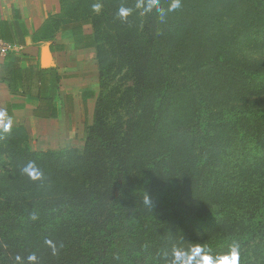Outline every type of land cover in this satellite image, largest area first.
I'll return each mask as SVG.
<instances>
[{
    "label": "trees",
    "instance_id": "trees-1",
    "mask_svg": "<svg viewBox=\"0 0 264 264\" xmlns=\"http://www.w3.org/2000/svg\"><path fill=\"white\" fill-rule=\"evenodd\" d=\"M114 1L119 4L108 7ZM218 2L224 3L208 14L189 4L173 12L195 26L186 43L189 53L197 43L208 46L206 35L212 29L218 39L233 34L227 49L205 62L235 86L226 97L217 88L197 84L189 95L178 83L188 69L165 56V62L155 61V38L147 26L158 17L154 9L144 13L140 8L148 19L141 28L144 42L120 44L117 37L128 25L120 24L118 12L130 10L125 18L131 22L134 0H63L61 13L47 18L33 42L54 41L66 33L74 48L94 47L100 89L82 153L32 151L24 127L0 129V264H171L174 248L200 246L215 258L233 245L238 264H264V58L238 56L242 64L229 62L242 43L264 49V0ZM245 12L254 14L249 26L226 20ZM86 25L92 28L89 35L82 31ZM110 52L117 60L120 53L116 70L124 58L138 67L135 122L111 124L109 119L105 92L114 63L105 69ZM0 81L10 93L40 102L52 103L60 94L57 72L40 68L35 58L20 52L4 56ZM173 92L186 96L185 108L179 99L174 104ZM238 99L244 104L229 109ZM183 112L189 113L176 143L168 126ZM35 114L53 116L55 108L44 106ZM30 161L42 179L33 181L22 173ZM33 254L36 261H28ZM199 258L195 253L185 257L189 264Z\"/></svg>",
    "mask_w": 264,
    "mask_h": 264
},
{
    "label": "crops",
    "instance_id": "crops-1",
    "mask_svg": "<svg viewBox=\"0 0 264 264\" xmlns=\"http://www.w3.org/2000/svg\"><path fill=\"white\" fill-rule=\"evenodd\" d=\"M63 0H0V42L11 46L10 52H20L35 58L42 69H53L60 76L59 95L52 103L35 96L10 93L0 81V129L11 121V127H24L32 151L68 148L90 124L99 90L97 53L94 47L76 49L68 34L59 33L54 41L33 42L34 34L49 16L61 13ZM92 33L90 25L82 29ZM66 47L56 51V48ZM52 47L54 49H52ZM55 50V51H54ZM9 53V52H8ZM4 56H0V63ZM23 63L22 67H26ZM40 84H37V87ZM70 97L69 103L65 97ZM55 108L53 116L41 117L35 112L44 106Z\"/></svg>",
    "mask_w": 264,
    "mask_h": 264
},
{
    "label": "rangeland",
    "instance_id": "rangeland-1",
    "mask_svg": "<svg viewBox=\"0 0 264 264\" xmlns=\"http://www.w3.org/2000/svg\"><path fill=\"white\" fill-rule=\"evenodd\" d=\"M137 3H139V0H134V3L131 6V8L134 9V16L131 19V22H128L126 18L122 19L119 17L121 19L120 24H122V22H126V24L128 25L127 30L123 31V34H120L119 36L117 35V38L119 39L120 44H122L123 47L126 41V43L132 41L137 42L136 44H138L139 41L144 42L143 40L146 39V37L141 32V28L143 25H145V21L147 22L148 19H145L144 14L140 13V8L136 7ZM170 3L171 0H160V5L164 9H167ZM223 3L224 2H218V0H181L180 9H183L185 5L188 6L189 4L191 6H194L195 8H198V11L200 13L208 14L211 13L212 10H219V7L222 6ZM108 4V7H113L119 4V1L109 2ZM137 10L138 15L136 14ZM175 11H179V9ZM170 13L171 14L167 13L169 19L165 17V19L161 21L158 16L157 18H155V24L153 26L147 25L149 28L148 33L155 38V42L153 44L154 48L152 49L151 55H154V57L156 58L155 61L160 60L162 63L165 62L163 56L167 57V62L171 59H176L178 60L179 68H181L182 70H184L185 68L188 69V72L186 73L187 78L183 80V82L181 80H178L180 87H182L183 89L185 87L184 90L186 92L190 91V88L194 89V86H191L197 84L198 87L217 88L226 97L229 91L233 90L235 86L224 79V76H220L215 71L213 72L212 70L208 69L206 67L207 63L205 64V62L209 58H214V55L220 53L223 50V47L227 49V45L233 40V34L231 33L227 39H218L217 36L213 37L217 33H214L215 29L211 28L212 30L206 35V44L208 46L201 48L202 43H197L196 47L191 49V52L189 53L186 43H190V34L192 33V28H194L195 26L193 24L190 25L191 23L187 24L183 19L182 21L176 19L177 15L175 12L172 11ZM253 15L254 14L251 12H245L239 19H231L226 17V20L227 22L230 21V25H234L235 23H237L239 26H249L254 21ZM227 31L228 30H224L223 34H225ZM234 48H236V51H234V55L236 56V58L231 56L229 61L230 63L242 64L243 60H237L238 56H245V58H252V60H256V58H264V49L252 50L245 43H242L239 48L238 46ZM197 50L198 54L196 53ZM201 53H203L202 56L204 57L201 56ZM110 57L112 60L109 59V62L107 61L105 69L107 70L112 62L114 63V68L110 70V73L108 75V90L107 92H105V95H108V109L111 112V114H109V119L111 121V124H120L127 120H134L135 122L138 116V112L134 108L133 91L135 81L137 79L134 74V70L138 67L133 61H128L129 59L126 60L124 58V63L121 67V70H116L117 68L115 66H118V61L121 58L120 53L118 54V60L116 57L112 58L111 52ZM127 61L129 62V64H126ZM187 79L188 82L186 81ZM187 93L190 95L189 92ZM172 94V99L175 100L174 104H176V100L179 99V103L184 105L185 108L186 96H183L182 92H173ZM231 100H233V98ZM242 104H244L243 101L238 99L237 102L233 104L231 103L229 109L232 107H240ZM188 113L189 112L176 114L171 125L168 126L171 128L172 134L174 136H177L176 138H172V140L176 143L179 140L178 136L182 134V128L186 125V116L188 115ZM92 124L93 118L89 125H87L85 122L83 131L79 134L77 133V137L66 149H77L80 153H82L84 151L86 127L91 126Z\"/></svg>",
    "mask_w": 264,
    "mask_h": 264
},
{
    "label": "clouds",
    "instance_id": "clouds-1",
    "mask_svg": "<svg viewBox=\"0 0 264 264\" xmlns=\"http://www.w3.org/2000/svg\"><path fill=\"white\" fill-rule=\"evenodd\" d=\"M137 8H142L144 13H150L155 9L156 13L158 14L161 21H163L167 15L168 12H172L175 10H178L181 8V0H171V3L169 4L168 8L165 10L160 5V0H139V3L136 5ZM93 9L95 11L100 10V5L95 4L93 5ZM128 9L121 8L118 12V15L120 18H125L129 15ZM3 113H0V116H3ZM11 130V121L9 120L8 123L4 124L3 131L9 132ZM22 173L26 176H28L29 179L36 181L42 179L43 173L39 170V168L36 166L34 161H30L21 169ZM145 203L150 205V201L148 197H145ZM36 217L33 216L32 219H35ZM46 243H51L50 241H46ZM56 253V249L53 248V254ZM192 253H195L199 255V260H197L196 264H238L239 261V252L238 247L233 245L231 246L228 253L222 255L213 257L209 254H206L204 252V249L200 246H194L188 251H184L178 248H174L171 252V264H189V262L185 259L186 256L191 255ZM17 260L20 259V257H16ZM28 261L35 262L36 256L29 255Z\"/></svg>",
    "mask_w": 264,
    "mask_h": 264
},
{
    "label": "built area",
    "instance_id": "built-area-1",
    "mask_svg": "<svg viewBox=\"0 0 264 264\" xmlns=\"http://www.w3.org/2000/svg\"><path fill=\"white\" fill-rule=\"evenodd\" d=\"M11 46L8 44L0 42V56H5L8 52L11 51Z\"/></svg>",
    "mask_w": 264,
    "mask_h": 264
}]
</instances>
